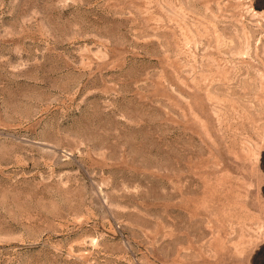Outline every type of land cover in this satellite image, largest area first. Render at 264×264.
<instances>
[{"label": "rangeland", "instance_id": "374dc122", "mask_svg": "<svg viewBox=\"0 0 264 264\" xmlns=\"http://www.w3.org/2000/svg\"><path fill=\"white\" fill-rule=\"evenodd\" d=\"M263 149L255 0H0V264H250Z\"/></svg>", "mask_w": 264, "mask_h": 264}, {"label": "trees", "instance_id": "16d2710c", "mask_svg": "<svg viewBox=\"0 0 264 264\" xmlns=\"http://www.w3.org/2000/svg\"><path fill=\"white\" fill-rule=\"evenodd\" d=\"M255 2L260 5V8L264 9V0H255ZM259 167L264 171V149L260 154ZM262 190L264 192V187H262ZM250 264H264V242L253 252L250 258Z\"/></svg>", "mask_w": 264, "mask_h": 264}]
</instances>
